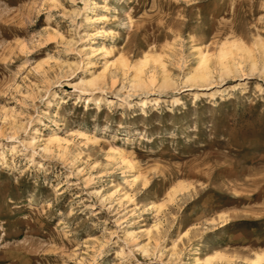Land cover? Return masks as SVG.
<instances>
[{"label": "rangeland", "instance_id": "1", "mask_svg": "<svg viewBox=\"0 0 264 264\" xmlns=\"http://www.w3.org/2000/svg\"><path fill=\"white\" fill-rule=\"evenodd\" d=\"M0 264H264V0H0Z\"/></svg>", "mask_w": 264, "mask_h": 264}, {"label": "bare ground", "instance_id": "2", "mask_svg": "<svg viewBox=\"0 0 264 264\" xmlns=\"http://www.w3.org/2000/svg\"><path fill=\"white\" fill-rule=\"evenodd\" d=\"M225 57V55L224 54H222L221 53V55H220V57H219V59H220V61H222V59ZM205 59H204V57L202 56L201 58H200V60H199V63H198V67H197V69L195 70V72L192 74V75H190L187 79H186V81L187 82H191V83H194V84H199V85H203V84H206V83H209V80H210V76H211V72L210 71H208V69L205 67ZM225 64H223L222 63V65L221 66H223L222 67V71H224V72H228V70H229V68L227 67V66H224ZM254 66V65H253ZM224 72H222V73H224ZM103 76L102 75H99V76H97V77H94V78H92V79H82L81 80V82H80V85L82 86V87H88V89H96V88H98V81L102 78ZM104 78V77H103ZM135 82V86H137V87H141L142 85H143V83L144 82H142V80L140 79V78H138L137 76H136V80L134 81ZM145 84V83H144ZM172 83H171V81L167 78V77H165L164 79H163V82L161 83V86L162 87H168V86H170ZM134 86V85H133ZM132 86V87H133ZM160 86V87H161ZM145 88H146V86H144ZM86 89V88H85ZM84 89V90H85ZM133 89H134V87H133ZM149 102V101H148ZM142 104L143 105H145L146 104V101H142ZM54 141H56L57 143H58V141H60V140H54ZM53 143V142H52ZM34 144V143H33ZM59 144V143H58ZM32 145V143H30L28 146H31ZM12 150H15L14 148L12 149ZM11 150V151H12ZM44 151H47L48 150V148H46L45 147V149H43ZM15 152V151H14ZM121 155H123V154H121ZM123 160H125V158H123Z\"/></svg>", "mask_w": 264, "mask_h": 264}]
</instances>
